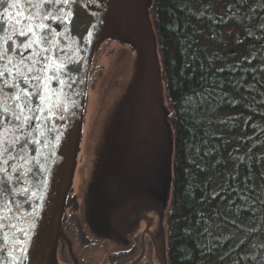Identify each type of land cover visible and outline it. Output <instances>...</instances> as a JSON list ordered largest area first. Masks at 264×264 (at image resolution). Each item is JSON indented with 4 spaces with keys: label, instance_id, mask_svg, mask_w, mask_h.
I'll return each mask as SVG.
<instances>
[{
    "label": "trees",
    "instance_id": "1",
    "mask_svg": "<svg viewBox=\"0 0 264 264\" xmlns=\"http://www.w3.org/2000/svg\"><path fill=\"white\" fill-rule=\"evenodd\" d=\"M149 16L173 136L168 196L153 174L161 190L165 263L264 264V0H151ZM115 125L120 141L122 117ZM128 133L136 140L131 148L127 138L129 163L139 146ZM130 167L132 173L139 166ZM145 243L136 264H154V241L146 235ZM141 251L139 231L130 249L110 256L129 263Z\"/></svg>",
    "mask_w": 264,
    "mask_h": 264
},
{
    "label": "water",
    "instance_id": "2",
    "mask_svg": "<svg viewBox=\"0 0 264 264\" xmlns=\"http://www.w3.org/2000/svg\"><path fill=\"white\" fill-rule=\"evenodd\" d=\"M144 2L76 0L69 14L73 28L64 39L71 0H0V264H26L36 238L42 237L36 233L65 148L70 152L64 176H69L95 36L109 11L115 10L124 35L128 29L133 39L144 34L149 46L144 77L158 79Z\"/></svg>",
    "mask_w": 264,
    "mask_h": 264
},
{
    "label": "rangeland",
    "instance_id": "3",
    "mask_svg": "<svg viewBox=\"0 0 264 264\" xmlns=\"http://www.w3.org/2000/svg\"><path fill=\"white\" fill-rule=\"evenodd\" d=\"M150 2L151 0L144 2V18L148 22L149 34L155 40L149 16ZM113 9L115 8L111 10ZM116 15L115 10L109 11L101 32L99 35L98 31L96 33L95 40H97L96 42L94 40L92 57L97 56V62L94 75L90 78L91 85H88L87 78L94 67L89 65L90 72L88 70L89 74L87 73L85 81L83 106L79 117L76 118L74 138L76 145L75 150L72 149L74 152L72 169L66 179L64 160L70 150L65 148L45 204L40 231L36 233L37 237L39 235L42 237L36 238L26 264L57 262L54 237H58L57 232L61 227L60 213L64 212L69 191L71 195L76 196L83 228L90 238L97 240L94 253L98 257L91 264L124 262L127 264L131 258L121 256L112 259L109 254L130 249L134 244L135 235L139 231L142 233L148 230L155 245L154 254L152 253L154 264H162L166 230L164 221L162 217L160 218L161 190L156 185L153 174L158 176V181L160 176V181L162 180L164 185V195L168 196L172 176V130L168 120L164 119L166 111L160 74L157 75L158 79H153L154 82L152 80L149 82L148 74L144 77L145 54L149 51L146 38L144 34H140L138 38L133 39L130 29L126 30L128 35H124L118 30ZM106 37L116 41L104 43ZM122 39L123 43L120 42ZM98 47L99 51L96 52ZM92 57L90 63L93 61ZM147 65L150 68L149 58ZM151 88H154L152 92ZM128 100L130 103L125 110ZM126 116L129 118L128 122L125 121ZM117 117H122L120 141L115 138ZM148 120L152 132L149 139L144 141L143 133L148 131L146 128ZM159 131L162 137L161 144L158 142ZM128 132L141 140L138 151L134 154L131 151L133 156H129V163L127 162L129 141L131 148H134L136 140L132 135L129 136ZM157 144L161 146L159 156L156 162H152L151 160L155 158L153 151ZM133 163H138L139 167L137 171L133 170L131 173L130 166ZM136 178H141L142 185ZM65 182L68 184L64 187ZM60 204L62 208L58 213ZM144 204H147L145 208ZM51 223L53 234L51 233L48 245L46 236ZM141 243L142 251L144 248L145 253L144 238H141ZM43 251H46V254H43Z\"/></svg>",
    "mask_w": 264,
    "mask_h": 264
},
{
    "label": "flooded vegetation",
    "instance_id": "4",
    "mask_svg": "<svg viewBox=\"0 0 264 264\" xmlns=\"http://www.w3.org/2000/svg\"><path fill=\"white\" fill-rule=\"evenodd\" d=\"M120 42L123 43V39ZM145 104L146 102L144 105ZM137 141L139 144L141 140L139 141L137 138ZM70 192L71 191H69L65 200L64 212L61 213V227L57 232L58 237H54V249L56 251L55 260L57 262L51 264H91L98 257L94 253V245L97 244V240L90 238L83 228L78 213L79 204L75 199L76 197L70 199ZM148 232H142L141 238H144L145 240L146 235L150 237ZM85 237H87V242ZM144 254L145 253L143 252V255ZM142 257H139L133 262H138ZM133 262H129L127 264H132Z\"/></svg>",
    "mask_w": 264,
    "mask_h": 264
},
{
    "label": "bare ground",
    "instance_id": "5",
    "mask_svg": "<svg viewBox=\"0 0 264 264\" xmlns=\"http://www.w3.org/2000/svg\"><path fill=\"white\" fill-rule=\"evenodd\" d=\"M74 2H76V0H71V3L68 7L67 13H66V18L65 21L63 23V32H62V36L64 39H67L72 31L73 28V21L69 18V14L70 12L72 13L74 6L76 5Z\"/></svg>",
    "mask_w": 264,
    "mask_h": 264
}]
</instances>
